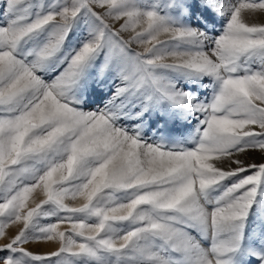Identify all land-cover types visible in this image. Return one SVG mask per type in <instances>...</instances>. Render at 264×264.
<instances>
[{"label":"rangeland","instance_id":"rangeland-1","mask_svg":"<svg viewBox=\"0 0 264 264\" xmlns=\"http://www.w3.org/2000/svg\"><path fill=\"white\" fill-rule=\"evenodd\" d=\"M110 3L114 9L108 10ZM242 6L261 20L241 25L242 48L225 47ZM147 11L167 29L162 42L145 31L131 33L129 19L144 20ZM119 14L124 25L114 17ZM263 21L264 0H0V55L22 65L40 87L20 92L16 105L0 102V264H264ZM192 52L210 56L213 70L194 71ZM81 53L87 57L74 61ZM108 55L126 62L118 67ZM2 67L5 97L11 80ZM113 74L119 77L109 80ZM250 77L256 80L251 99L240 88ZM45 91L83 115L103 116L144 147L196 154L184 186L136 185L132 175L116 186L81 185L78 175L90 176L103 153L76 155V128L64 133L56 150L46 124L28 125L36 140L27 135L8 142L5 124L20 121ZM204 156L214 163L202 174L198 160ZM50 160L62 165L63 182H52L44 193L40 177ZM26 185L43 194L24 199ZM158 190L174 197L145 202Z\"/></svg>","mask_w":264,"mask_h":264},{"label":"bare ground","instance_id":"bare-ground-1","mask_svg":"<svg viewBox=\"0 0 264 264\" xmlns=\"http://www.w3.org/2000/svg\"><path fill=\"white\" fill-rule=\"evenodd\" d=\"M112 6H114V4L110 3L106 6V9L108 10L114 9L112 8ZM251 10H248L244 8V6H242L238 10V12L235 14L234 18L231 20V23H230L231 25H229L230 28L227 30L226 36L223 39L225 47L227 46L229 48L232 47L234 49H238V48H242L243 45L246 43L245 38L242 35L241 25L250 20L252 21L261 20V18L256 19L258 13L254 14L255 10L253 11ZM261 16L262 15H260V17ZM114 17L119 19L122 25L125 24L123 17L120 14L115 15ZM158 18L159 17L154 12L147 11V14L144 20L142 19L141 20H135V19L130 20L129 19L128 25L130 26V28H132L131 33L136 34L137 32L140 33L141 31H145V33L151 34L153 41H155L156 43L162 42L166 38L165 36L166 28L165 29L163 28V22L160 21ZM187 39L185 38V40ZM187 42H189L190 44L194 43L192 40H189ZM44 48L47 49V46H43L40 50H43ZM192 53L193 55L189 57L188 59V65L191 68H193L194 71L213 70L214 65L210 61V58H209L210 56L208 57L207 55L201 54L200 52H192ZM77 55L74 58L75 59L74 61H79L80 59H84V57L85 58L87 57V55H84L82 53L80 55L79 54ZM111 58H114V59L112 60ZM106 59L109 62L113 61V64L118 67L124 65V63L126 62V57H120L119 55H115V56L108 55ZM103 63H105V61ZM103 63L101 62V65ZM1 64L2 66H4V68L2 67L3 68L2 71L4 73V79L5 80L10 79L11 82L5 90L6 96L0 97L1 98L0 102H8L9 100H13L16 105L17 101L19 100L17 95L20 92L35 93L36 91L40 90V87L36 83L30 80L28 74L25 72L22 65L20 66L17 63L16 64L13 63L9 59V57H7L6 55H0V65ZM102 66L101 67L103 70L105 65L103 64ZM98 69L100 70L101 68H98ZM101 74H102V71H100V75ZM66 75L62 77V81H61L62 84L63 83L65 84L68 81ZM118 75L113 74L111 77H109V80H114L116 77H119ZM126 78H123V79L125 81H128V79L126 80ZM255 83H256L255 78L250 77L249 79H246L245 81H243L240 85L241 86L240 88L247 91L248 97L250 99H251V90L255 88L254 87ZM230 85L235 86L234 83H230ZM75 100L79 101V99H75ZM22 107L23 106L20 105L21 109H23ZM25 112L26 113L22 115L24 117L23 118L21 117L22 119L20 121L18 120L17 122L5 124L6 126H4L5 127L4 130H7L8 133H10L11 135L10 137L8 135L6 138V139H10L8 140V142L9 141L11 142L12 140V143L13 142H15L16 144L20 143L22 142V140H24V138L27 135L33 136L31 138H33V140H36V138H34V135H33L34 133H29L28 130H27L28 132L26 131V129H28L27 128L28 125L32 124V125L40 126L42 124H46V126L51 127V129L49 128L50 129L49 137L53 136L56 138L54 141V144L50 145L51 150H56L60 146L59 144H61V142L65 138L64 133L69 131L70 128H76L74 132L78 136L79 141L74 147H72L76 155H79L81 158H83L90 153H94L95 151L103 153V157L101 159L99 166H97V168L94 169V172L90 176L85 175V174L83 176L80 174L78 175L82 179L81 185L85 184L86 182V184L88 183V185L92 184L96 186L97 184L105 182L108 185L116 186L115 184H118L121 180H124L125 178L127 179V176L132 175L134 176L136 185H140L145 182L149 184L156 182V183L163 184V185H166L168 183L181 185L182 183V185L184 186L185 178L187 175H189L188 172L190 171L191 173L193 166L191 165L190 159L191 157L194 158L196 154H194L195 155L194 157L188 154L187 152L182 153V154H170V153H164L157 149H149L147 147H144L143 145H141V143L135 141L134 139H130L127 136H121L118 131H115L111 127L110 123L107 122L108 120L106 121L103 118V116L83 115L79 111L75 110L72 106L61 103L57 95L53 92H49V91L43 92L41 98L37 101V103L31 106V108ZM222 122L226 123V121H222ZM18 129H20V131H17L16 134H13L14 130H18ZM236 129L237 128L234 125L231 128V130H236ZM37 137L40 138V136H37ZM39 140L40 142H43L41 139ZM40 142L36 141L35 145L39 144ZM40 144L42 145V143ZM217 147L218 146H216L215 148ZM211 156H204L201 158L199 157L200 159L198 160V164H199L198 166L201 172H203L202 174L205 173L204 171H210V170L212 171L211 168L213 166L212 164L214 163V161H212ZM81 158L79 160H81L80 162L83 163L84 161ZM49 162L52 165L51 169L48 171V173L45 176H43L42 178L40 177V179L42 180L40 181L43 182V190H44L43 192L44 193L49 191L51 184H53L54 182H58V184L59 182H63V175H61L59 172L61 171L62 165L55 166L52 160H50ZM58 163L61 164L62 162L58 161ZM73 163L74 161L72 158H70L67 161L68 165H72ZM155 176H158L157 179L155 178ZM30 178L32 179V177ZM43 192L41 189H39L37 185H32V186L26 185V187H23L20 190L21 196L26 200H30L34 197L40 196L41 194H43ZM173 194L168 193L165 190L150 191L145 195L144 200L145 202H149L151 204L157 205V204H160L161 202H165L164 200L167 197H170V196L174 197L172 196ZM183 196H184L183 193L178 194V197L183 198ZM184 197H187V196H184ZM187 203H189V200ZM189 205L190 203L188 204V206ZM185 208H187V206ZM198 208L200 209V207ZM191 209L192 208H190V211Z\"/></svg>","mask_w":264,"mask_h":264}]
</instances>
